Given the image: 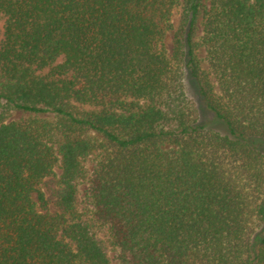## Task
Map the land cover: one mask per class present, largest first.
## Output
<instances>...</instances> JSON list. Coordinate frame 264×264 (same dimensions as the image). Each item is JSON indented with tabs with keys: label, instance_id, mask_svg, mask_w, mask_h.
<instances>
[{
	"label": "trees",
	"instance_id": "1",
	"mask_svg": "<svg viewBox=\"0 0 264 264\" xmlns=\"http://www.w3.org/2000/svg\"><path fill=\"white\" fill-rule=\"evenodd\" d=\"M0 16V264H112L110 246L124 264H264V0H0Z\"/></svg>",
	"mask_w": 264,
	"mask_h": 264
},
{
	"label": "rangeland",
	"instance_id": "2",
	"mask_svg": "<svg viewBox=\"0 0 264 264\" xmlns=\"http://www.w3.org/2000/svg\"><path fill=\"white\" fill-rule=\"evenodd\" d=\"M4 23H5V18L0 16V43L3 39V32H4ZM167 48L170 50L171 44H170V38L168 37V40L166 41ZM198 58L201 61L202 68L207 70V61L205 59V52L202 48H200L197 52ZM189 95L190 97L194 100L197 109L199 110V116H200V121L201 123L207 125L208 127L214 128L221 130L220 124L214 121L213 115L207 111L202 103V101L199 99L197 93L193 88L189 87ZM27 114L15 112L13 113L10 117V121H15V120H21L27 118ZM39 118H49V115H38ZM94 166L93 158L90 157L86 160V167L88 172L91 174L92 169ZM79 211L82 213L83 218L88 220L93 226L94 232L103 240L108 241V234H107V229L106 227L95 223L92 220V212L93 208L91 206V201L89 198V192H88V182L83 181L79 185ZM258 229L264 231V221L260 222L258 224ZM110 258L112 260V264H124L120 258V253L117 249L114 247L110 246Z\"/></svg>",
	"mask_w": 264,
	"mask_h": 264
}]
</instances>
